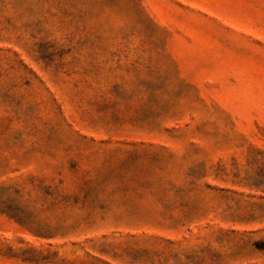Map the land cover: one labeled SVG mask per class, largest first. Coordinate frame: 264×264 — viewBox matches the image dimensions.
Wrapping results in <instances>:
<instances>
[{
	"label": "rangeland",
	"instance_id": "rangeland-1",
	"mask_svg": "<svg viewBox=\"0 0 264 264\" xmlns=\"http://www.w3.org/2000/svg\"><path fill=\"white\" fill-rule=\"evenodd\" d=\"M0 264H264V0H0Z\"/></svg>",
	"mask_w": 264,
	"mask_h": 264
}]
</instances>
